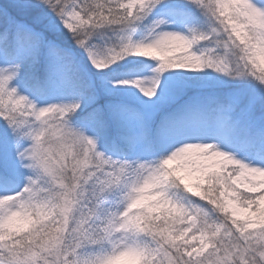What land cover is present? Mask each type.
Returning <instances> with one entry per match:
<instances>
[{
  "label": "snow or ice",
  "instance_id": "obj_1",
  "mask_svg": "<svg viewBox=\"0 0 264 264\" xmlns=\"http://www.w3.org/2000/svg\"><path fill=\"white\" fill-rule=\"evenodd\" d=\"M0 264H264V0H0Z\"/></svg>",
  "mask_w": 264,
  "mask_h": 264
}]
</instances>
